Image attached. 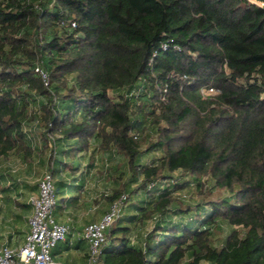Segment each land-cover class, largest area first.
<instances>
[{
	"label": "trees",
	"instance_id": "obj_1",
	"mask_svg": "<svg viewBox=\"0 0 264 264\" xmlns=\"http://www.w3.org/2000/svg\"><path fill=\"white\" fill-rule=\"evenodd\" d=\"M43 142L54 212L125 157L104 264H264V0H0V161Z\"/></svg>",
	"mask_w": 264,
	"mask_h": 264
},
{
	"label": "built area",
	"instance_id": "obj_2",
	"mask_svg": "<svg viewBox=\"0 0 264 264\" xmlns=\"http://www.w3.org/2000/svg\"><path fill=\"white\" fill-rule=\"evenodd\" d=\"M36 71L40 74L46 86L49 85V75L41 67ZM203 94L213 95L219 90L210 87L203 88ZM50 143L53 138L50 137ZM38 193L31 195L28 202L31 204L32 213L29 217L30 230L24 243L18 247H0V264H57L53 258L52 250L59 241L66 239L69 226L56 219L54 206V176L47 169L38 183ZM127 194H122L115 200L108 211L98 221L85 225L83 237L89 242V259L87 264H104L101 260L102 246L106 243L107 230L122 215Z\"/></svg>",
	"mask_w": 264,
	"mask_h": 264
},
{
	"label": "crops",
	"instance_id": "obj_3",
	"mask_svg": "<svg viewBox=\"0 0 264 264\" xmlns=\"http://www.w3.org/2000/svg\"><path fill=\"white\" fill-rule=\"evenodd\" d=\"M6 159L0 161V186L3 188V194L0 191V247L10 246L13 248L20 247L30 230L29 217L32 213L31 204L23 208L12 205L15 193L21 191L18 187L12 185V178L8 175L11 170L10 166L6 164ZM8 167V168H7ZM47 170V169H46ZM85 172L84 186L78 190L77 193H66V198L78 195L77 200L73 203L63 201L64 208L56 209L54 216L62 223L69 226V233L66 239L59 241L53 248L52 255L57 264H87L89 259V242L83 237V230L87 223L100 220L106 211L89 212L94 209H99L100 202L97 198L90 195L89 179ZM65 176V173L62 177ZM91 184V183H90ZM9 187V188H8ZM38 189L33 195L38 193ZM5 195V196H2ZM30 197V196H29ZM19 197H15V200ZM29 199V198H28ZM22 206V205H20Z\"/></svg>",
	"mask_w": 264,
	"mask_h": 264
},
{
	"label": "rangeland",
	"instance_id": "obj_4",
	"mask_svg": "<svg viewBox=\"0 0 264 264\" xmlns=\"http://www.w3.org/2000/svg\"><path fill=\"white\" fill-rule=\"evenodd\" d=\"M43 144L44 142L42 143V150L39 151L38 154L34 155V157L29 161L17 155H12L6 159V164L9 165L11 169L8 171V176L12 178V185L15 184V188L18 187L21 189V191L15 193V197H19V199L15 200L14 197L12 199V205L16 204L17 207L20 208L28 206L29 204L27 201L29 196L33 195L37 190L39 179L46 169H48L50 146L47 145L45 147ZM160 156L161 151H155L149 155H145L143 161L150 164L151 162L157 160ZM88 157L89 156L87 155L86 159L83 160V164L89 163L90 159ZM125 163V157L119 153H115V151L112 153L99 152L95 155L91 168H88L89 173L87 175V179H89V187L91 186L90 189L93 188L90 190V195H93V198H97L98 202H100V206L98 207L99 209H94L89 212H100V208L103 211L110 208V202L105 198V196L119 189V180H122L119 178L121 172L124 170ZM212 181L213 180L211 179L209 180L210 185L213 184ZM0 191L2 194L4 193L1 186ZM175 193L178 196H183L186 201H190L193 204L200 201L202 197L195 184H191L190 186H187L182 190H178ZM58 201L60 200L58 199ZM128 209H130V203L127 205L125 212H127ZM232 229L233 227L231 225L223 223L222 229L219 232L220 238L225 237Z\"/></svg>",
	"mask_w": 264,
	"mask_h": 264
}]
</instances>
